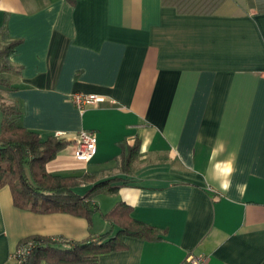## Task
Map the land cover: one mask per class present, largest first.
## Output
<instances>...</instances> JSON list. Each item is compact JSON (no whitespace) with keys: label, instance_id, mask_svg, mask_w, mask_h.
I'll use <instances>...</instances> for the list:
<instances>
[{"label":"crops","instance_id":"1","mask_svg":"<svg viewBox=\"0 0 264 264\" xmlns=\"http://www.w3.org/2000/svg\"><path fill=\"white\" fill-rule=\"evenodd\" d=\"M4 38L19 125L69 142L46 171L122 181L93 197L90 220L18 209L0 188V264L34 235L114 237L119 204L157 238L124 236L93 264H264V0H0ZM74 92L104 101L81 113ZM81 131L97 138L88 163L72 156Z\"/></svg>","mask_w":264,"mask_h":264},{"label":"trees","instance_id":"2","mask_svg":"<svg viewBox=\"0 0 264 264\" xmlns=\"http://www.w3.org/2000/svg\"><path fill=\"white\" fill-rule=\"evenodd\" d=\"M4 39L6 42L0 47V188L7 186L10 189L13 205L18 209L38 214L67 213L90 220V215L98 211L92 203L93 197L116 193L121 186L116 183L122 179L98 181L87 173L62 176L46 171V164L69 142L54 136L42 138L26 130L18 123L20 108L4 102L2 93L12 89L7 75L17 72L10 62L17 42ZM134 153H138L137 143L128 148L122 159V170L126 174ZM87 184L89 189L84 195H79L76 188ZM105 218L111 226L119 229L114 237L106 233L96 236L93 241L69 242L34 235L21 240L18 246H29V254L22 264H40L41 261L93 264L100 255L124 247V236L147 241L157 238V230L132 219L129 208L123 204L116 205Z\"/></svg>","mask_w":264,"mask_h":264},{"label":"built area","instance_id":"3","mask_svg":"<svg viewBox=\"0 0 264 264\" xmlns=\"http://www.w3.org/2000/svg\"><path fill=\"white\" fill-rule=\"evenodd\" d=\"M104 97L94 94L74 92L70 96V102L82 113L87 107L103 103ZM56 138H63L62 134H55ZM96 134L90 131H81L75 141L72 156L77 162L88 163L96 153ZM29 254L28 245H20L13 253L15 264H22ZM181 264H206L201 257H187Z\"/></svg>","mask_w":264,"mask_h":264},{"label":"rangeland","instance_id":"4","mask_svg":"<svg viewBox=\"0 0 264 264\" xmlns=\"http://www.w3.org/2000/svg\"><path fill=\"white\" fill-rule=\"evenodd\" d=\"M2 97H5L4 96V94H2ZM4 99V98H3ZM4 102L6 103V104H10V103H7V101H5L4 100ZM60 139V138H59ZM138 158H139V154L138 153H134V154H131V160L134 162V161H137L138 160ZM122 167H123V165H122ZM122 170V169H121ZM132 172V170H131V167L129 166L128 167V172H127V174L124 172V174H126V175H129L130 173ZM79 189H76L77 190V192L79 193H85L86 192V188H82V187H78ZM17 247H18V245H17Z\"/></svg>","mask_w":264,"mask_h":264},{"label":"clouds","instance_id":"5","mask_svg":"<svg viewBox=\"0 0 264 264\" xmlns=\"http://www.w3.org/2000/svg\"><path fill=\"white\" fill-rule=\"evenodd\" d=\"M229 171H230V169H229ZM222 187H223L225 190H227L228 185L225 184V185H223ZM238 188H239V190L241 191V194H243V190H244L243 187H239V186H238Z\"/></svg>","mask_w":264,"mask_h":264}]
</instances>
